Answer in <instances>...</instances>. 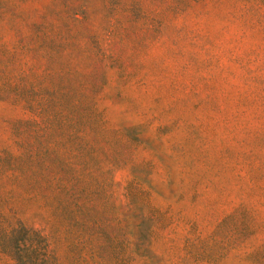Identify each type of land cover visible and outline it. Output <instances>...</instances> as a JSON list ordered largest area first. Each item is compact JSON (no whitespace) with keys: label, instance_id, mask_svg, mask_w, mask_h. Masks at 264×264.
<instances>
[{"label":"rangeland","instance_id":"1","mask_svg":"<svg viewBox=\"0 0 264 264\" xmlns=\"http://www.w3.org/2000/svg\"><path fill=\"white\" fill-rule=\"evenodd\" d=\"M0 264H264V0H0Z\"/></svg>","mask_w":264,"mask_h":264}]
</instances>
